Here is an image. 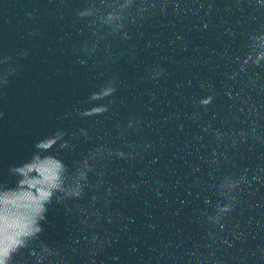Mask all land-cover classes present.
Listing matches in <instances>:
<instances>
[{"label":"water","instance_id":"obj_1","mask_svg":"<svg viewBox=\"0 0 264 264\" xmlns=\"http://www.w3.org/2000/svg\"><path fill=\"white\" fill-rule=\"evenodd\" d=\"M89 2L0 0V55L17 68L0 87V180L14 183L9 167L40 137L84 127L61 153L70 166L99 144L132 155L98 153L84 194L50 206L42 239L61 264H264V65L241 70L236 59L264 30V5L132 0L120 11L125 39L77 15ZM108 80L117 92L90 102ZM109 101L106 113L79 115ZM242 174L251 184L220 229L207 219L223 201L216 186Z\"/></svg>","mask_w":264,"mask_h":264},{"label":"clouds","instance_id":"obj_2","mask_svg":"<svg viewBox=\"0 0 264 264\" xmlns=\"http://www.w3.org/2000/svg\"><path fill=\"white\" fill-rule=\"evenodd\" d=\"M132 0H123L117 4L112 0H90L87 6L80 9L77 15L81 18L91 17V25L106 27L108 34L119 33L122 38H128V17L120 14L121 9L127 8ZM264 5V0H259ZM32 15V13H28ZM87 47V46H86ZM248 51L236 59L241 62V70L247 65H264V30H256L249 33ZM97 44L91 46L90 51H96ZM18 55L25 56L27 51H21ZM12 57L0 55V87L9 82V77L17 71L10 63ZM80 63H86L80 60ZM164 69L158 67L153 72L154 76H162ZM235 74H233L234 78ZM117 92L115 80H108L100 84L92 91L88 100L90 102L102 101L112 97ZM213 96L208 95L201 98L198 103L209 105ZM111 101L108 103H91L79 111L81 117H91L110 111ZM70 113H65L69 115ZM4 113L0 111V117ZM133 121H129L131 127ZM88 129L80 127L71 133V138L66 139L69 133L61 128L53 130L50 134L37 139L33 145V151L29 158L22 160L9 167V174L14 177V183L9 184L0 180V264H61L62 257L56 247H53L45 239L42 233L45 231V223L48 220V212L51 205L59 204L64 196L79 199L85 189L89 186V174L96 171L95 161L99 159L98 153L115 154L118 157L130 156L132 153L125 152L119 148H111L105 144H99L88 150V154L82 159L74 161L70 166L62 156L65 150H71L74 145L72 139L87 137ZM135 147V145H131ZM73 182L69 184V176ZM100 176L104 173L100 172ZM252 179L258 180V176ZM244 183L251 184L246 174L240 176L225 175L216 186L218 195L223 201H217L213 207L215 213H209L208 221L214 225L224 228L221 221L233 211L237 202V192ZM63 194V196L61 195ZM95 199V197H93ZM211 204V197L205 201ZM111 219V217H109ZM27 250V253H25Z\"/></svg>","mask_w":264,"mask_h":264}]
</instances>
